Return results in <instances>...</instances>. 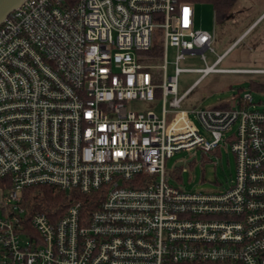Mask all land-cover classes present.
Instances as JSON below:
<instances>
[{"label":"built area","instance_id":"1","mask_svg":"<svg viewBox=\"0 0 264 264\" xmlns=\"http://www.w3.org/2000/svg\"><path fill=\"white\" fill-rule=\"evenodd\" d=\"M213 43V34L196 28L192 0H27L6 18L2 264H264V110L250 94L231 108L182 110L211 74H264L219 69L228 53L208 65ZM191 55L206 67L181 68ZM184 72L200 79L179 97ZM157 95L160 114L137 108ZM222 145L237 165L227 189L192 193L168 181L175 154ZM40 185L101 203L93 211L74 204L61 218L32 212L24 193Z\"/></svg>","mask_w":264,"mask_h":264},{"label":"rangeland","instance_id":"2","mask_svg":"<svg viewBox=\"0 0 264 264\" xmlns=\"http://www.w3.org/2000/svg\"><path fill=\"white\" fill-rule=\"evenodd\" d=\"M195 24L197 29L214 35L213 48L221 55L246 32L263 14L264 0H238L226 17H217L213 7L202 0H195ZM207 64L212 65L216 55L207 52ZM175 50H169L168 74L174 75ZM206 64L200 55L187 56L182 62L183 69H203ZM219 69L264 70V18H262L226 55ZM200 78L199 73L184 72L178 77V96L185 92ZM264 83V74L215 73L202 80L187 96L182 110L214 109L223 103L233 102L245 94H250L260 110H264V92L250 88L251 83ZM170 100V99H169ZM161 96L152 103H136L143 112L154 111L160 114ZM194 119V116L191 115ZM197 123V122H196ZM198 124V123H197ZM199 125V124H198ZM200 133L209 139L201 127ZM193 160L192 162H190ZM184 166L175 170L177 163ZM168 181L192 193H213L227 189L237 172L236 159L229 147L204 154L200 150L194 155L180 152L167 160Z\"/></svg>","mask_w":264,"mask_h":264},{"label":"trees","instance_id":"3","mask_svg":"<svg viewBox=\"0 0 264 264\" xmlns=\"http://www.w3.org/2000/svg\"><path fill=\"white\" fill-rule=\"evenodd\" d=\"M193 2L195 0H192ZM213 7L217 17H226L238 0H202ZM159 39V38H158ZM156 39L153 55L159 57L161 54V41ZM250 88L264 92V83H251ZM232 102L223 103L217 109L231 108ZM96 196H87L79 192H67L50 185H40L25 190V205L32 212H41L49 217L61 218L74 204L83 203L88 211L98 208L101 201H95ZM0 264L2 262L0 261Z\"/></svg>","mask_w":264,"mask_h":264},{"label":"water","instance_id":"4","mask_svg":"<svg viewBox=\"0 0 264 264\" xmlns=\"http://www.w3.org/2000/svg\"><path fill=\"white\" fill-rule=\"evenodd\" d=\"M27 0H0V25L14 11L20 9ZM183 163H179L175 168L181 167Z\"/></svg>","mask_w":264,"mask_h":264},{"label":"crops","instance_id":"5","mask_svg":"<svg viewBox=\"0 0 264 264\" xmlns=\"http://www.w3.org/2000/svg\"><path fill=\"white\" fill-rule=\"evenodd\" d=\"M264 15V14H263ZM263 15L261 16V17H263ZM261 17L257 20L258 22H259V20H261ZM256 21V22H257ZM251 28V27H250ZM250 28L246 31V32H244L239 38H238V40L235 42V43H233L227 50H225L221 55H217V53H216V51H215V55H216V57L218 58V57H220V56H223V55H225L226 53H229V51L250 31ZM207 31V30H206ZM215 50V49H214ZM217 58H216V60H217ZM225 59V58H224ZM223 59V60H224ZM216 60H215V62H216ZM214 62V63H215ZM223 62V61H222ZM221 62V63H222ZM213 63V64H214ZM239 70H250V69H239ZM200 79V78H199ZM199 79L194 83V85L199 81ZM204 80V79H203ZM194 85H192V86H194ZM191 86V87H192ZM193 160H191L190 162H192ZM180 163V162H179ZM179 163H177L176 164V166L177 165H179ZM175 166V167H176Z\"/></svg>","mask_w":264,"mask_h":264}]
</instances>
